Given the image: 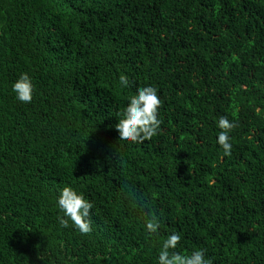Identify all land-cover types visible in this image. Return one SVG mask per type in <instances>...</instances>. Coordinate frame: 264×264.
Listing matches in <instances>:
<instances>
[{
  "label": "trees",
  "instance_id": "trees-1",
  "mask_svg": "<svg viewBox=\"0 0 264 264\" xmlns=\"http://www.w3.org/2000/svg\"><path fill=\"white\" fill-rule=\"evenodd\" d=\"M145 86L161 131L120 142ZM69 185L93 204L83 236L57 222ZM173 232L181 255L264 264V0H0V264H156Z\"/></svg>",
  "mask_w": 264,
  "mask_h": 264
},
{
  "label": "clouds",
  "instance_id": "clouds-1",
  "mask_svg": "<svg viewBox=\"0 0 264 264\" xmlns=\"http://www.w3.org/2000/svg\"><path fill=\"white\" fill-rule=\"evenodd\" d=\"M122 86L128 85L126 77H120ZM14 98L22 104L31 103L33 100L34 85L27 73H21L18 79L11 86ZM161 100L158 97L156 88L145 86L139 88L135 95L127 101V106L122 117L115 124V131L118 133V141L125 143H144L150 141L161 131L162 120L158 118V111ZM259 114L261 109H256ZM218 132L216 143L223 149L224 157L231 155L232 144L230 143V131L235 127L234 122L226 117H220L216 122ZM58 209L57 222L60 228L71 227L81 236L92 231L90 215L93 204L79 194L72 186L61 188L55 198ZM145 228L149 235L155 234L160 228L159 219L150 215ZM181 236L173 232L161 243L156 264H213V261L206 257L205 250H195L191 255H181L176 249ZM39 259L43 260L40 256ZM71 258H69V261Z\"/></svg>",
  "mask_w": 264,
  "mask_h": 264
}]
</instances>
